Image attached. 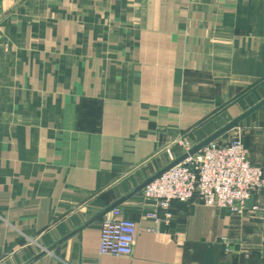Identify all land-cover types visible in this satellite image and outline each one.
<instances>
[{"label": "crops", "instance_id": "0c3cea01", "mask_svg": "<svg viewBox=\"0 0 264 264\" xmlns=\"http://www.w3.org/2000/svg\"><path fill=\"white\" fill-rule=\"evenodd\" d=\"M262 99L264 0H0V264H264V188L243 214L173 201L158 231L133 195L131 256L99 221L68 237ZM237 130L264 168V106Z\"/></svg>", "mask_w": 264, "mask_h": 264}, {"label": "built area", "instance_id": "2783aa9c", "mask_svg": "<svg viewBox=\"0 0 264 264\" xmlns=\"http://www.w3.org/2000/svg\"><path fill=\"white\" fill-rule=\"evenodd\" d=\"M236 127L145 187L143 195L154 206L146 213L156 223L152 231H158L162 223L171 222L173 201L225 207L235 214H243L248 209L247 201L264 188V168L251 163L240 131L230 135ZM172 145L179 148V153L173 148L167 150L171 162L189 152L195 144L189 138L179 136ZM99 223L100 254H133L139 233L135 220L125 217L121 208L116 207L107 212Z\"/></svg>", "mask_w": 264, "mask_h": 264}, {"label": "water", "instance_id": "95a60500", "mask_svg": "<svg viewBox=\"0 0 264 264\" xmlns=\"http://www.w3.org/2000/svg\"><path fill=\"white\" fill-rule=\"evenodd\" d=\"M262 106H264V99H262L261 101L257 102L255 105H253L248 110H246L245 112H243L241 115H239L238 117L234 118L229 123H227L226 125H224L220 129H218L217 131H215L213 134H211L210 136H208L206 139L200 141L199 143H196L189 150V152H185L182 155L178 156L175 160H173L168 165H166L165 167H163L162 169H160L157 173H155L154 175L148 177L145 181H143L140 185H138L133 191L129 192L125 196L121 197L117 201L113 202L112 204H110L109 206H107L106 208H104L102 211H100L94 217H92L91 219H89L88 221H86L84 224H82L78 229H76L75 231H73L71 233V235H69L68 237H70V236H72V235L80 232L86 226L91 225V224H93L96 221H99L107 212H109V211L113 210L114 208L118 207L124 201H126L128 198L132 197L133 195H135V194L143 191L145 189V187L148 186L151 182H153L155 179H157L158 177H160L164 172H166L169 169H171L172 167L178 165L180 162H182L183 160H185L189 155H193V154L199 152L201 149H203L206 145H208L212 141L217 140L218 138H220L224 134L228 133L230 130H232L233 128H235L236 126H238L244 119H246L247 117H249L250 115H252L254 112H256L257 110H259ZM253 205H254V197H251L247 201L246 207L247 208H252ZM68 237H66V238H68ZM65 239H62L60 242H62ZM55 247H56V245H53L51 247H48L47 249H44L42 252H40L38 255H36L32 259V261L39 259L41 256L45 255L48 252L53 251ZM25 264H29V263H25Z\"/></svg>", "mask_w": 264, "mask_h": 264}, {"label": "rangeland", "instance_id": "374dc122", "mask_svg": "<svg viewBox=\"0 0 264 264\" xmlns=\"http://www.w3.org/2000/svg\"><path fill=\"white\" fill-rule=\"evenodd\" d=\"M234 132H231L230 135H233ZM195 144V143H194Z\"/></svg>", "mask_w": 264, "mask_h": 264}]
</instances>
